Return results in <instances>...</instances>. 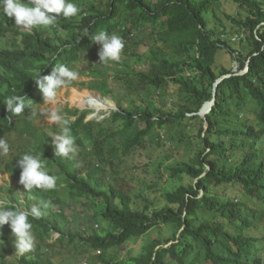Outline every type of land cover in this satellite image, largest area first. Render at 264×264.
Returning <instances> with one entry per match:
<instances>
[{
    "label": "trees",
    "instance_id": "1",
    "mask_svg": "<svg viewBox=\"0 0 264 264\" xmlns=\"http://www.w3.org/2000/svg\"><path fill=\"white\" fill-rule=\"evenodd\" d=\"M233 1L245 12L228 15L238 47L225 23L220 29L209 22L218 0H72L81 18H59L64 36L55 27L23 30L0 9V40L9 43L0 46V138L10 145L9 153L0 155V171L20 180L17 161L31 152L41 154L46 170L58 178L56 189L25 190L27 198L38 196V204L45 201L48 208L42 209L40 219L29 217L37 243L20 256L19 264H54L43 256L53 231L59 233L54 242L100 250L97 257L104 264H264V0ZM101 30L123 38L118 63L99 64L101 46L90 37ZM143 32L153 44L140 53L130 46L142 43L135 39ZM223 49L238 70H217V54ZM132 61L145 64V69H136ZM56 64L77 66L78 72L92 77L79 84L120 107L103 121H86L89 109L66 107L77 145L72 158L54 155L47 127L35 133L27 123L33 111L11 115L3 103L12 95H26L36 108L43 94L33 78L51 74ZM229 74L217 85L215 104L205 119L198 113L213 99L216 81ZM115 83L126 86L127 92L117 93ZM171 83L178 92L168 107L148 100L162 97ZM125 98L129 106H124ZM109 119L121 132L140 122L146 126L117 146L114 133L105 129ZM168 124L176 127L173 141L189 143L194 152L190 161L173 166L170 175L192 182L167 191L165 205L151 209L148 201L141 208L129 192L100 174L106 172L104 164L113 168L116 159L144 146L154 129ZM187 126L198 127V132L185 134ZM12 199L5 206L20 209L19 199ZM51 202L62 209L52 212ZM72 203L90 208L88 219L101 228L88 225L91 230L81 235L66 231L62 210ZM161 226L169 227L170 235L154 237L140 254L118 259L119 249L132 239ZM13 236L5 224L0 246ZM43 243L47 249H42ZM0 264L12 263L2 259Z\"/></svg>",
    "mask_w": 264,
    "mask_h": 264
},
{
    "label": "rangeland",
    "instance_id": "2",
    "mask_svg": "<svg viewBox=\"0 0 264 264\" xmlns=\"http://www.w3.org/2000/svg\"><path fill=\"white\" fill-rule=\"evenodd\" d=\"M238 12L245 15V12L241 10L238 4L233 0H218V4L215 6L214 12H211L208 16L209 22L213 27L218 26L220 29H223L222 23H225L228 28L233 31L229 38L236 42L235 46L237 47L239 39L232 23L228 19V15H236ZM140 39H142V43L138 45L137 48L134 44H131L130 48L143 53L148 50L150 45L153 44V40L146 32H143L140 37H136L135 41ZM8 44L9 43L6 39L0 40V46H8ZM132 63L136 69H145L146 67L143 63L138 64L136 61H132ZM81 64L82 63L79 64V68L81 67ZM224 66L233 68L235 71L238 70L239 66L238 63L232 59L231 54L226 49L218 52L215 65L217 70ZM79 68L76 66L73 67V70L78 71ZM78 73L79 79L76 81L77 83L60 91L54 103L42 104V100L36 106V109L58 110L59 115L63 118L67 115L65 111L66 107H77L81 110L89 109L90 113L86 117V121H103L104 119L109 118L116 110H120L116 101L111 98H109V100L114 105L101 110H95L90 105L85 104L83 98H85L87 94H97L99 96H102V94L79 84L83 81H89L92 77L82 74L81 72ZM114 85H116L117 93L122 94L127 92L126 86L119 83H115ZM164 91L166 94L164 93L162 97H158L157 99H155V97H149L148 100L154 102L155 104H162L168 107L173 99L177 100L174 96L176 97L175 94L178 92V86L171 83L164 89ZM129 100L130 99L127 98L124 99V106H129ZM32 118L33 120H29L27 123L34 127L35 133L39 130H44L46 127L47 130H50L52 133L59 131L58 129L54 131L55 124L51 123L38 111L33 112ZM70 118L75 119V117L72 116ZM104 124L105 129L107 128L109 129V132L114 133L112 139L117 146L123 145L127 138L132 136L136 130L142 129L146 126L144 122H140L129 130L121 132L120 130L117 131L119 129V124H114L110 119L109 121H104ZM197 132L198 127L196 126H187L184 129V133L187 135L193 136ZM175 134L176 127L172 124H168L165 127H157L148 135L144 146L135 150L129 156H126L121 160L116 159L113 168L108 163L104 164L103 167L106 172H103L104 174L100 175L108 179V181L117 188H121L126 192H129L133 196L134 201L141 208L148 204V201L152 203L151 209L165 205V193L167 191L176 189L182 182H192V180L187 177L174 178L170 175L171 168L173 166L190 161L194 155V152L191 149L193 147L192 145L187 142L176 144L173 141V135ZM14 137L15 134L12 135V138ZM107 155L110 158L109 152ZM101 181L103 182L104 180L101 178ZM25 190L26 188L20 183L19 179H16L8 172L0 171V205H5L8 202H11L14 200L12 199L13 197L18 198L19 202H21L18 204L20 209L28 210L34 204L38 205L39 197L36 196L34 199L27 198ZM49 206H51L52 212H59L62 209L58 203L51 202L49 203ZM62 211L67 216L66 219L68 220V225L65 228L66 231L81 235L85 233V230H91V228H88V225L93 224L94 228H101L98 222L94 220L91 222L88 219V214L90 215L92 210L83 204L72 203L71 206L69 205L64 207ZM158 229L159 228L153 229L142 237L132 239L126 247L119 249L120 252L118 259L123 260L129 254L136 256L143 251L144 245L152 238L159 235L165 237L171 233L170 228L167 226H161L160 230ZM33 233L35 236V243H37L34 229ZM58 236L59 233L57 231H53L51 237L49 238L51 246H49L48 249L45 243L42 244V249H47V255L43 254L44 258L52 260L54 264H104L97 257V255L101 252L100 250H93L83 243L77 245L72 244L69 247L66 244L67 241L65 243L54 242ZM15 240L16 237L14 235L6 245L0 246V260L3 259L7 263L11 262L12 264H19L18 260L21 255L16 254Z\"/></svg>",
    "mask_w": 264,
    "mask_h": 264
},
{
    "label": "clouds",
    "instance_id": "3",
    "mask_svg": "<svg viewBox=\"0 0 264 264\" xmlns=\"http://www.w3.org/2000/svg\"><path fill=\"white\" fill-rule=\"evenodd\" d=\"M0 9L9 19H13L15 24L31 32L33 29L57 28L61 36L66 35L59 28V18L80 19V9L72 0H0ZM91 40L99 44V64L108 65L110 62H119L125 47V42L116 33L109 34L107 31L95 32ZM37 88L43 94L42 104H52L56 101L58 94L63 89L70 86L79 79L76 70L64 65L56 64L52 68L51 74L40 75L33 78ZM32 99L26 95H12L4 100L6 110L15 116H19L26 109L39 112L51 123L55 124L59 131L49 133L52 137L54 155L57 157L72 158L77 154L76 138L73 135L72 121L59 115L58 110L36 109ZM10 151L9 143L0 138V155H7ZM17 166L21 169L20 183L27 191L33 189L53 190L57 188V177L49 174L46 170L45 162L41 154L25 153L20 156ZM48 203L39 201L30 209H13L5 205H0V228L9 224L16 237V254L23 255L33 250L35 246V236L33 224L29 217L40 219L43 215L42 209H47Z\"/></svg>",
    "mask_w": 264,
    "mask_h": 264
},
{
    "label": "bare ground",
    "instance_id": "4",
    "mask_svg": "<svg viewBox=\"0 0 264 264\" xmlns=\"http://www.w3.org/2000/svg\"><path fill=\"white\" fill-rule=\"evenodd\" d=\"M84 103L90 105L95 110H101L103 108L112 107L114 104L109 100V98L102 97L97 94H87L85 98H83ZM208 105L204 107L206 110Z\"/></svg>",
    "mask_w": 264,
    "mask_h": 264
},
{
    "label": "water",
    "instance_id": "5",
    "mask_svg": "<svg viewBox=\"0 0 264 264\" xmlns=\"http://www.w3.org/2000/svg\"><path fill=\"white\" fill-rule=\"evenodd\" d=\"M247 70V69H246ZM246 70H244V71H242V72H245ZM241 72V73H242ZM228 76H230V74L229 75H224V76H222L221 78H219L217 81H216V83H215V87H214V97H213V99L212 100H210V101H207L205 104H204V106L202 107V109H201V111L198 113L199 115H201L202 117H204L205 119H206V115L211 111V109H212V107H213V105L215 104V101H216V90H217V85L225 78V77H228ZM206 105H208V107H207V109L206 110H204V107L206 106ZM208 125L206 124V127H207Z\"/></svg>",
    "mask_w": 264,
    "mask_h": 264
}]
</instances>
